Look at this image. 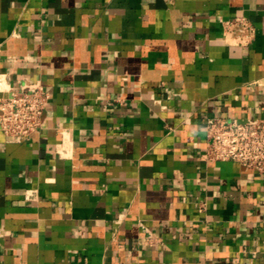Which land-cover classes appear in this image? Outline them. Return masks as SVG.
Masks as SVG:
<instances>
[{
  "label": "crops",
  "instance_id": "0c3cea01",
  "mask_svg": "<svg viewBox=\"0 0 264 264\" xmlns=\"http://www.w3.org/2000/svg\"><path fill=\"white\" fill-rule=\"evenodd\" d=\"M0 72L49 94L0 129V264H264V178L204 130L264 117V0H0Z\"/></svg>",
  "mask_w": 264,
  "mask_h": 264
},
{
  "label": "built area",
  "instance_id": "2783aa9c",
  "mask_svg": "<svg viewBox=\"0 0 264 264\" xmlns=\"http://www.w3.org/2000/svg\"><path fill=\"white\" fill-rule=\"evenodd\" d=\"M255 27L245 16L224 21L223 39L237 46L247 45L255 35ZM0 129L8 141L22 142L41 126L42 114L49 94L40 81H26L17 88L7 83L0 72ZM206 155L213 161H235L251 167L264 178V117L243 120L222 116L207 117L204 121Z\"/></svg>",
  "mask_w": 264,
  "mask_h": 264
}]
</instances>
